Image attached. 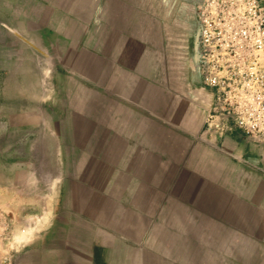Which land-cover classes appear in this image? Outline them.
Masks as SVG:
<instances>
[{
  "label": "crops",
  "instance_id": "obj_1",
  "mask_svg": "<svg viewBox=\"0 0 264 264\" xmlns=\"http://www.w3.org/2000/svg\"><path fill=\"white\" fill-rule=\"evenodd\" d=\"M197 1L0 0V210L58 169L16 264H264V145L204 129Z\"/></svg>",
  "mask_w": 264,
  "mask_h": 264
},
{
  "label": "built area",
  "instance_id": "obj_2",
  "mask_svg": "<svg viewBox=\"0 0 264 264\" xmlns=\"http://www.w3.org/2000/svg\"><path fill=\"white\" fill-rule=\"evenodd\" d=\"M197 63L211 133L264 143V0H198ZM20 226L0 210V264H16Z\"/></svg>",
  "mask_w": 264,
  "mask_h": 264
},
{
  "label": "rangeland",
  "instance_id": "obj_3",
  "mask_svg": "<svg viewBox=\"0 0 264 264\" xmlns=\"http://www.w3.org/2000/svg\"><path fill=\"white\" fill-rule=\"evenodd\" d=\"M204 129L206 130L205 125H204ZM208 133L221 135V133H211L210 131H208ZM255 141L264 145V143L259 140H255ZM37 170H38L37 186H36L37 187L36 195L38 196L37 206L30 208L26 212L24 211H20V213H12V211L9 212L11 217L15 219V222L18 225L25 226L27 228L26 233H20L19 248L27 246L35 236H39L40 234H43V232L50 229L51 225L55 222L54 211L57 204L56 193L58 192V184L56 182L57 180L56 172L58 169L38 168ZM7 171L12 173L14 169H7ZM50 176H52L51 177L52 184L49 183ZM46 196L47 199L45 200Z\"/></svg>",
  "mask_w": 264,
  "mask_h": 264
},
{
  "label": "bare ground",
  "instance_id": "obj_4",
  "mask_svg": "<svg viewBox=\"0 0 264 264\" xmlns=\"http://www.w3.org/2000/svg\"><path fill=\"white\" fill-rule=\"evenodd\" d=\"M177 6H179V3H177Z\"/></svg>",
  "mask_w": 264,
  "mask_h": 264
}]
</instances>
